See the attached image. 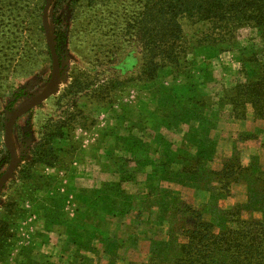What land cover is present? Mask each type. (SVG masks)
I'll use <instances>...</instances> for the list:
<instances>
[{
    "label": "rangeland",
    "instance_id": "rangeland-1",
    "mask_svg": "<svg viewBox=\"0 0 264 264\" xmlns=\"http://www.w3.org/2000/svg\"><path fill=\"white\" fill-rule=\"evenodd\" d=\"M55 1L58 76L45 0H0V179L17 157L0 188V264H188L214 237L228 264H264L250 247L264 245L250 227L264 220V121L224 99L234 47H260L257 29L231 37L182 16L169 61L130 40L136 0Z\"/></svg>",
    "mask_w": 264,
    "mask_h": 264
},
{
    "label": "trees",
    "instance_id": "trees-1",
    "mask_svg": "<svg viewBox=\"0 0 264 264\" xmlns=\"http://www.w3.org/2000/svg\"><path fill=\"white\" fill-rule=\"evenodd\" d=\"M61 1H67L69 5L74 6L80 0ZM91 1L89 0V3ZM136 2L137 5L133 16L127 22L128 29L126 31L130 30V40L134 41L135 45L141 47V50L147 53H154V57H160L164 60L174 61L178 57L177 52L173 53L171 50L181 37L179 19L182 16L196 21L203 20L215 24V28L226 31L231 37L236 29L244 25L257 29L258 35L263 38V44L260 47H234L235 50H239L240 56V68L237 70L239 79L230 88L232 96L226 98L225 95L224 99L226 104L231 105L232 116L244 118L246 107L250 105L254 119L264 121V57L262 56L264 52V0H136ZM222 35H219V39L221 40H223ZM55 41V48L58 50L57 35ZM223 49L227 48L219 47L220 51ZM181 51L185 52L186 49L182 48ZM71 94L72 96L74 95V93ZM201 105V103L198 104L199 107ZM15 132L18 135V130ZM250 137L253 136L249 134L246 136V138ZM241 223H246V221H240ZM252 224L253 226L250 225V227H254V231L256 233L259 232L261 235L258 238H263L264 220H257ZM244 230L246 233L247 229ZM247 236L244 238H249ZM214 238L209 240L212 241V248L209 247L202 253L200 250L193 251L192 253L191 251H186L182 262L187 261L188 264L234 263V261H229L228 256L223 253L226 244H223L224 248H221V250L215 248L216 243L222 238ZM203 240L197 241L196 244L200 243L201 246L205 247ZM247 241L250 240L247 239ZM230 242L235 246L247 249L245 239L233 237ZM242 243L244 246H241ZM260 245L261 242H258L256 248L251 245L250 247H253L256 258L259 257L262 260L261 253L264 252V245L259 248Z\"/></svg>",
    "mask_w": 264,
    "mask_h": 264
},
{
    "label": "water",
    "instance_id": "water-1",
    "mask_svg": "<svg viewBox=\"0 0 264 264\" xmlns=\"http://www.w3.org/2000/svg\"><path fill=\"white\" fill-rule=\"evenodd\" d=\"M51 0H45L43 8H42V26L45 32V36H46V41H47V45L49 47L50 50V54H51V58L54 64V67L57 71V76L59 73V62L57 59V52H56V48H55V44L52 38V34L50 31V28L48 26V8H49V4H50ZM17 115V113H15L13 116L15 117ZM10 124V120L8 121L7 125H6V129H5V133L4 136L7 137L8 134V126ZM17 165V157L14 156V162L10 168V170L4 174V176L0 179V188L1 186L5 183V181L10 177V175L12 174V172L14 171L15 167Z\"/></svg>",
    "mask_w": 264,
    "mask_h": 264
},
{
    "label": "crops",
    "instance_id": "crops-1",
    "mask_svg": "<svg viewBox=\"0 0 264 264\" xmlns=\"http://www.w3.org/2000/svg\"><path fill=\"white\" fill-rule=\"evenodd\" d=\"M115 212H112L111 216H114Z\"/></svg>",
    "mask_w": 264,
    "mask_h": 264
}]
</instances>
